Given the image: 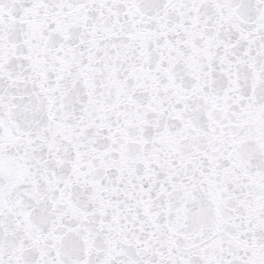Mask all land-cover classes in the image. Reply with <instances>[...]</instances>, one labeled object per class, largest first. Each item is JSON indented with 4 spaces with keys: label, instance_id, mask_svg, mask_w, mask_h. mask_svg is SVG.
Returning <instances> with one entry per match:
<instances>
[{
    "label": "snow or ice",
    "instance_id": "6c2138e0",
    "mask_svg": "<svg viewBox=\"0 0 264 264\" xmlns=\"http://www.w3.org/2000/svg\"><path fill=\"white\" fill-rule=\"evenodd\" d=\"M0 264H264V0H0Z\"/></svg>",
    "mask_w": 264,
    "mask_h": 264
}]
</instances>
